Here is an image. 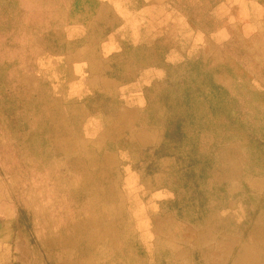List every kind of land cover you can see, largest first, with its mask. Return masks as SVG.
<instances>
[{
	"label": "rangeland",
	"instance_id": "1",
	"mask_svg": "<svg viewBox=\"0 0 264 264\" xmlns=\"http://www.w3.org/2000/svg\"><path fill=\"white\" fill-rule=\"evenodd\" d=\"M142 1L0 0V264H264V20Z\"/></svg>",
	"mask_w": 264,
	"mask_h": 264
},
{
	"label": "trees",
	"instance_id": "2",
	"mask_svg": "<svg viewBox=\"0 0 264 264\" xmlns=\"http://www.w3.org/2000/svg\"><path fill=\"white\" fill-rule=\"evenodd\" d=\"M167 1L168 2L162 5V7H164L163 11L173 12L174 17H176L179 20L178 23L183 24L188 30L190 29L189 31L191 30L195 32L200 31L198 33H200V35L204 36L205 38H209V37L213 38L219 35H224V36L231 35L230 34L231 29L229 28L228 21H222L219 22L217 25H213L211 19H209L208 20L209 27H202L197 17L198 13L199 15L201 14L202 17L205 15L210 16V14L218 7L225 5L226 0H167ZM248 1L253 7L257 8V14L261 17V19L264 20V0H248ZM136 2H137L136 8L144 6L145 4L142 0H136ZM150 3H153V1L149 0L148 4ZM195 8H198L197 12H195L194 10ZM244 34L246 38L248 35H251V33H248L247 31L244 32ZM258 72L259 73H256L254 78L258 79L259 87L255 91L260 97L261 105L264 106V63L259 66ZM262 131H263L262 133L263 141L260 142L259 145L261 149V154L264 157V125L262 127Z\"/></svg>",
	"mask_w": 264,
	"mask_h": 264
},
{
	"label": "bare ground",
	"instance_id": "3",
	"mask_svg": "<svg viewBox=\"0 0 264 264\" xmlns=\"http://www.w3.org/2000/svg\"><path fill=\"white\" fill-rule=\"evenodd\" d=\"M125 1H127V0H125ZM76 2V1H75ZM175 4V3H174ZM181 4V3H180ZM150 5V4H149ZM183 5V4H182ZM1 6V5H0ZM128 6H130V5H128ZM127 6V7H128ZM176 6V5H175ZM177 6H178V4H177ZM176 6V7H177ZM187 7V6H186ZM16 8V7H15ZM183 8H184V6H183ZM10 9H11V6H10ZM13 9V8H12ZM11 9V10H12ZM132 9V8H131ZM179 9V8H178ZM135 10V9H134ZM176 10V9H175ZM6 11H8V10H6ZM132 11V10H131ZM136 11V10H135ZM12 12V11H11ZM69 13V12H68ZM193 15V14H192ZM184 16V15H183ZM185 17V16H184ZM171 18V17H170ZM169 18V19H170ZM77 19V18H76ZM186 19V18H185ZM145 22V21H144ZM171 22V21H170ZM176 22V21H175ZM175 22H173V23H175ZM106 24V23H105ZM141 24V23H140ZM167 24V23H166ZM172 25V24H171ZM174 25V24H173ZM188 25V24H187ZM71 26V25H70ZM141 26V25H140ZM139 26V27H140ZM147 26V25H146ZM67 27V26H66ZM112 27V26H111ZM128 27V26H127ZM168 27V26H167ZM175 27H176V25H175ZM184 27V26H183ZM83 28V27H82ZM179 28V27H178ZM52 29V28H51ZM69 29V28H68ZM161 29V28H160ZM169 29V28H168ZM125 30V29H124ZM190 30V29H189ZM59 31V30H58ZM126 31V30H125ZM140 31H142V30H140ZM167 31V30H166ZM188 31V30H187ZM127 32H129V30L127 29ZM182 32V31H181ZM184 32H186V31H184ZM198 32H200V31H198ZM198 32H196V33H198ZM202 32V31H201ZM87 33V32H86ZM124 33V32H123ZM126 33V32H125ZM124 33V34H125ZM144 33V32H143ZM152 33V32H151ZM76 33H74V35H75ZM118 35V34H117ZM126 35V34H125ZM150 35V34H149ZM163 35V34H162ZM167 35V34H166ZM196 35H198V34H196ZM79 36V35H78ZM81 36V35H80ZM199 36V35H198ZM141 37V36H140ZM145 37V36H144ZM144 37H143V39H144ZM147 37V36H146ZM149 37V36H148ZM75 38H76V36H75ZM99 38V37H98ZM118 38V37H117ZM128 38V37H127ZM124 39V38H123ZM134 39V38H133ZM189 39V38H188ZM187 39V40H188ZM94 40V39H93ZM104 40V39H103ZM142 41H144V40H142ZM176 41V40H175ZM192 41V40H191ZM62 42V41H61ZM129 42V41H128ZM131 42V41H130ZM174 42V41H173ZM178 42V41H177ZM185 42V41H184ZM135 43V42H134ZM137 43V42H136ZM139 44V43H138ZM185 44V43H184ZM195 45H197V44H195ZM192 46V45H191ZM180 47V46H179ZM193 47V46H192ZM199 47V46H198ZM197 47V48H198ZM175 48V47H174ZM194 48V47H193ZM120 49H122V48H120ZM192 49V48H191ZM43 51V50H42ZM60 52V51H59ZM62 52V51H61ZM47 54V53H46ZM108 55V54H107ZM64 57V56H63ZM70 57V56H69ZM72 57V56H71ZM63 59V58H62ZM96 59V58H95ZM66 61V60H65ZM98 61V60H97ZM42 62V61H41ZM92 62V61H91ZM121 62V61H120ZM120 62H117V63H120ZM45 64V63H44ZM99 67V66H98ZM67 69V68H66ZM68 71V70H67ZM59 72V71H58ZM57 72V73H58ZM70 73V72H69ZM163 77V76H162ZM53 79V78H52ZM162 79V78H161ZM240 79V78H239ZM158 80V79H157ZM213 80V79H212ZM216 80V79H215ZM256 80V79H255ZM69 81V80H68ZM251 81V80H250ZM58 82V81H57ZM155 82V81H154ZM224 83V82H223ZM59 85V84H58ZM64 85V84H63ZM148 85H150V84H148ZM152 85H154V84H152ZM157 86V85H156ZM137 87V86H136ZM148 87V86H147ZM158 87V86H157ZM132 88H133V86H132ZM131 88V89H132ZM229 88V87H228ZM142 89V88H141ZM226 89V88H225ZM138 90V89H137ZM62 91V90H61ZM160 91V90H159ZM119 93H121V92H119ZM234 94V93H233ZM169 95V94H168ZM54 96V95H53ZM59 96V95H58ZM233 96V95H232ZM241 96V95H240ZM229 97V96H228ZM227 98V97H226ZM238 98V97H237ZM165 99V98H164ZM132 100V99H131ZM235 101H237V100H235ZM56 103V102H55ZM99 103V102H98ZM123 103H125V102H123ZM241 103H242V101H241ZM245 103V102H244ZM94 104V103H93ZM92 104V105H93ZM126 104V103H125ZM165 105H167V104H165ZM65 107V106H64ZM95 108V107H94ZM208 108V107H207ZM105 109V108H104ZM244 109V108H243ZM208 110V109H207ZM100 111V110H99ZM98 111V112H99ZM134 111V110H133ZM93 113V112H92ZM68 114V113H67ZM118 114V113H117ZM143 114V113H142ZM49 115V114H48ZM132 115V114H131ZM208 115V114H207ZM80 116V115H79ZM98 116V115H97ZM100 116V115H99ZM142 116V115H141ZM240 116V115H239ZM204 117V116H203ZM206 118V117H205ZM139 119V118H138ZM203 120V119H202ZM250 120V119H249ZM249 120H247V121H249ZM103 121V120H102ZM109 123V122H108ZM131 123V122H130ZM133 123V122H132ZM135 124V123H134ZM137 124V123H136ZM132 125V124H131ZM139 125V124H138ZM72 126V125H71ZM73 127V126H72ZM94 128V127H93ZM104 128V127H103ZM133 128V127H132ZM90 129H92L91 127H90ZM86 130V129H85ZM89 130V129H88ZM96 131V130H95ZM101 131V130H100ZM102 133V132H101ZM89 134V133H88ZM96 135V134H95ZM164 135H166V134H164ZM255 137V136H254ZM78 138V137H77ZM86 138V137H85ZM80 139V138H79ZM111 139V138H110ZM79 141V140H78ZM84 142V141H83ZM82 142V143H83ZM46 143V142H45ZM53 148V147H52ZM127 153H125V155H126ZM63 156V155H62ZM68 158V157H67ZM73 158V157H72ZM76 159V158H75ZM62 160V159H61ZM68 160V159H67ZM77 160V159H76ZM69 161H70V159H69ZM67 162V161H66ZM71 162V161H70ZM75 163V162H74ZM75 165H76V163H75ZM77 166H78V164H77ZM120 167V166H119ZM131 169V168H130ZM80 173V172H79ZM257 173V172H256ZM191 174V173H190ZM189 175V174H188ZM194 177V176H193ZM181 178H182V176H181ZM13 179V178H12ZM183 179V178H182ZM14 180V179H13ZM81 180V179H80ZM83 180V179H82ZM174 180V179H173ZM187 180V179H186ZM183 181V180H182ZM13 181H11V183H12ZM178 182V181H177ZM79 183V182H78ZM83 185V184H82ZM85 185V184H84ZM186 186V185H185ZM15 187V186H14ZM13 188V187H12ZM176 188V187H175ZM16 189V188H15ZM107 189H108V187H107ZM161 189V188H160ZM167 189V188H166ZM177 189V188H176ZM168 191V190H167ZM15 192V191H14ZM164 192V191H163ZM171 193V192H170ZM180 193V192H179ZM17 194V193H16ZM173 194V193H172ZM175 194V193H174ZM18 195V194H17ZM74 195V194H73ZM81 196V195H80ZM169 196H171V195H169ZM72 197V196H71ZM149 197H150V195H149ZM172 197H173V195H172ZM185 197V196H184ZM259 197V196H258ZM90 198V197H89ZM167 198V197H166ZM150 199V198H149ZM162 199V198H161ZM164 199V198H163ZM184 199V198H183ZM154 200V199H153ZM185 201V200H184ZM254 201H256V200H254ZM182 202V201H181ZM172 204V203H171ZM174 204V203H173ZM183 204V203H182ZM250 204V203H249ZM184 205V204H183ZM251 205V204H250ZM163 206H165V205H163ZM189 206V205H188ZM28 207L30 208V206L28 205ZM187 207V206H186ZM257 207V206H256ZM108 208V207H107ZM228 208V207H227ZM239 208H241V207H239ZM27 209V208H26ZM34 209V208H33ZM225 209V208H224ZM158 210H159V207H158ZM221 210V209H220ZM231 210V209H230ZM29 211H30V209H29ZM82 211V210H81ZM159 212V211H158ZM33 213V212H32ZM220 213V212H219ZM228 213V212H227ZM232 213V212H231ZM160 214V213H159ZM221 214V213H220ZM245 214V213H244ZM225 216V215H224ZM234 216H236V215H234ZM246 216H248L247 214H246ZM251 217V216H250ZM38 219V218H37ZM236 222V221H235ZM151 227V226H150ZM251 236V235H250ZM251 238V237H250ZM60 247V246H59ZM253 250V249H252ZM154 251V250H153ZM206 251V250H205ZM123 253V252H122ZM142 253V252H141ZM155 253V252H154ZM167 253V252H166ZM208 253V252H207ZM138 254V253H137ZM140 254V253H139ZM93 255V254H92ZM111 255V254H110ZM110 257V256H109ZM203 257V256H202ZM154 258V257H153ZM154 260V259H153ZM153 262V261H152ZM248 263V262H247Z\"/></svg>",
	"mask_w": 264,
	"mask_h": 264
},
{
	"label": "crops",
	"instance_id": "4",
	"mask_svg": "<svg viewBox=\"0 0 264 264\" xmlns=\"http://www.w3.org/2000/svg\"><path fill=\"white\" fill-rule=\"evenodd\" d=\"M77 43H78V42H77ZM79 45H80V44H78V46H79ZM87 46H88V45H87ZM85 47H86V46H85ZM91 51H92L93 53H95L96 48H94V49L91 48V49H90V52H91ZM89 68H91V67H89ZM101 68H102L101 66H99V67H98V66H97V67H96V66H95V67L93 66V70H95V71H96V70H97V71H98V70H101Z\"/></svg>",
	"mask_w": 264,
	"mask_h": 264
}]
</instances>
